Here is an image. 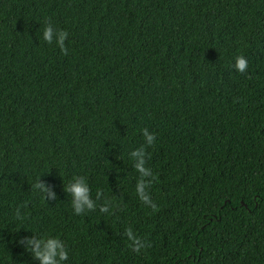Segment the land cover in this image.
<instances>
[{
  "label": "trees",
  "instance_id": "obj_1",
  "mask_svg": "<svg viewBox=\"0 0 264 264\" xmlns=\"http://www.w3.org/2000/svg\"><path fill=\"white\" fill-rule=\"evenodd\" d=\"M145 128L156 212L129 155ZM74 176L95 211L74 214ZM32 235L65 264H264V0H0V264H40Z\"/></svg>",
  "mask_w": 264,
  "mask_h": 264
},
{
  "label": "clouds",
  "instance_id": "obj_2",
  "mask_svg": "<svg viewBox=\"0 0 264 264\" xmlns=\"http://www.w3.org/2000/svg\"><path fill=\"white\" fill-rule=\"evenodd\" d=\"M46 24L47 27L44 30L43 39L48 44H52L55 39L61 53L65 56L68 55L65 41L67 40L69 33L66 30L54 29L50 21H46ZM234 68L239 73L244 74L248 68L247 59L242 55L236 57ZM142 134L145 138L146 144L131 151L129 155L134 161L133 167L139 173V179L136 184V194L144 205L150 207L153 212H156L158 211L157 205L153 202L148 190L157 178L153 175L151 169L145 166L149 155L146 151V147H151L155 144L156 134L149 133L147 128L142 130ZM33 189L39 190V192L43 194V198L47 201L49 199L55 200L57 198L54 193H51L49 186L45 185L40 180L33 185ZM65 191L72 197L71 203L75 215H84L87 212L95 211L97 208L96 201L100 200L103 195V193L98 190L96 193V200H93L91 189L86 178L83 176H74L72 181L65 188ZM110 207L111 201L105 200L104 203L100 205L99 211L101 213H109ZM16 218L21 220L25 218L21 216L19 208L16 211ZM125 236L130 241L129 247L137 254H139L142 249L151 247L150 243H145L137 237L133 233L131 227L125 230ZM19 243L25 246V250L31 253L33 259L39 260L40 264H65L69 259L68 248L58 237H37L32 235L31 238H22Z\"/></svg>",
  "mask_w": 264,
  "mask_h": 264
}]
</instances>
